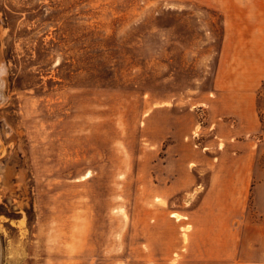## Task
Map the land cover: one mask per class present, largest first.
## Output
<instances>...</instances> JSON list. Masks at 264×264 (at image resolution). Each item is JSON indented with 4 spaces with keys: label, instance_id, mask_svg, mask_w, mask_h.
<instances>
[{
    "label": "rangeland",
    "instance_id": "1",
    "mask_svg": "<svg viewBox=\"0 0 264 264\" xmlns=\"http://www.w3.org/2000/svg\"><path fill=\"white\" fill-rule=\"evenodd\" d=\"M261 182L264 0H0V264H264Z\"/></svg>",
    "mask_w": 264,
    "mask_h": 264
},
{
    "label": "crops",
    "instance_id": "2",
    "mask_svg": "<svg viewBox=\"0 0 264 264\" xmlns=\"http://www.w3.org/2000/svg\"><path fill=\"white\" fill-rule=\"evenodd\" d=\"M260 120L259 121H257V122H255V125H256V128L254 129V130H256L258 127H260ZM245 127H247V128H249L250 129V127H249V125L247 124V125H245ZM259 129V128H258ZM262 189H264V182H261V183H258L256 186H255V192H257V191H260V190H262Z\"/></svg>",
    "mask_w": 264,
    "mask_h": 264
}]
</instances>
